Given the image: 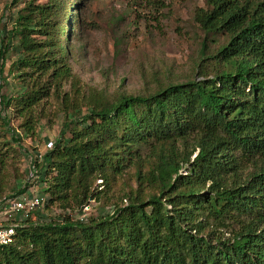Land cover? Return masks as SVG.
<instances>
[{
    "label": "trees",
    "instance_id": "trees-1",
    "mask_svg": "<svg viewBox=\"0 0 264 264\" xmlns=\"http://www.w3.org/2000/svg\"><path fill=\"white\" fill-rule=\"evenodd\" d=\"M83 1L11 0L23 5L0 38V77L16 36L8 74L21 89L0 93V208L39 182L44 208L60 211L18 221L0 264H264V0L193 6L203 36L188 78L111 94L84 88L72 70L70 12ZM58 113L53 146L28 162L32 182L3 196L4 172L21 160L12 120L34 137ZM128 173L135 185L108 195ZM91 200L109 211L81 219Z\"/></svg>",
    "mask_w": 264,
    "mask_h": 264
},
{
    "label": "rangeland",
    "instance_id": "rangeland-1",
    "mask_svg": "<svg viewBox=\"0 0 264 264\" xmlns=\"http://www.w3.org/2000/svg\"><path fill=\"white\" fill-rule=\"evenodd\" d=\"M163 1L166 6L155 8L147 0H84L78 14L73 5L70 12L72 25L66 44L73 73L84 88H94L108 94L116 91L136 93L154 85L156 78L162 76L172 81L188 78L197 55V43L203 36L201 29L193 23L191 9L195 5L205 6L206 1ZM22 5V2L13 5L11 0H0V38L7 37L16 11ZM18 42L16 36L12 37L3 77H0V93L5 95L17 94L21 89L17 78L8 74L9 64L20 56L16 47ZM69 88L70 81H67L63 90L68 91ZM53 105L51 101L47 105L48 110L53 109ZM49 117H52L51 123L47 122L48 117L39 121L34 137L23 135L22 130L17 128L20 120H12L11 124L23 138L19 148L21 160L18 172L11 165L5 170L3 196L15 194L27 179L29 184L32 182L35 175L30 176V156L26 150L33 157L39 151H44L47 141L55 140L62 114H50ZM12 145L17 148L16 144ZM32 183L33 190L44 196L46 203L47 197L41 191L43 184ZM130 185L134 186L135 183L128 173L114 183L108 195H117ZM103 202L91 200L83 219L108 212L109 206ZM40 209L45 221L57 218L60 211L56 206H41ZM2 217L0 214V219Z\"/></svg>",
    "mask_w": 264,
    "mask_h": 264
},
{
    "label": "built area",
    "instance_id": "built-area-1",
    "mask_svg": "<svg viewBox=\"0 0 264 264\" xmlns=\"http://www.w3.org/2000/svg\"><path fill=\"white\" fill-rule=\"evenodd\" d=\"M53 146V141L49 140L44 146V151H39L36 155L29 158V164L34 160L40 161L42 155ZM34 165L29 167L30 176H34ZM45 197L37 191L30 190L13 197L4 199L1 205L2 219H0V246L12 243L14 241L15 225L18 221L27 216L30 211L40 209L45 203ZM87 205L83 207L81 219L83 218Z\"/></svg>",
    "mask_w": 264,
    "mask_h": 264
}]
</instances>
